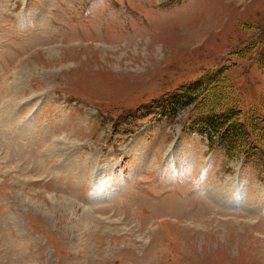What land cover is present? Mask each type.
<instances>
[{"label": "rangeland", "instance_id": "obj_1", "mask_svg": "<svg viewBox=\"0 0 264 264\" xmlns=\"http://www.w3.org/2000/svg\"><path fill=\"white\" fill-rule=\"evenodd\" d=\"M263 37L264 0H0V264H264V154L150 108L222 70L262 110Z\"/></svg>", "mask_w": 264, "mask_h": 264}, {"label": "trees", "instance_id": "obj_2", "mask_svg": "<svg viewBox=\"0 0 264 264\" xmlns=\"http://www.w3.org/2000/svg\"><path fill=\"white\" fill-rule=\"evenodd\" d=\"M259 44V63L264 68V37L252 47ZM221 74L222 70L207 73L181 86L173 97L154 101L150 108L156 116H167L174 102L195 105L197 117L191 128L207 136L210 150L219 146L231 160L264 154V107L245 112Z\"/></svg>", "mask_w": 264, "mask_h": 264}]
</instances>
